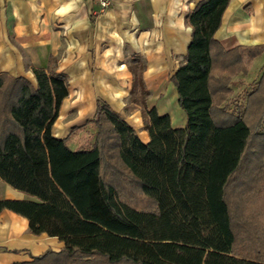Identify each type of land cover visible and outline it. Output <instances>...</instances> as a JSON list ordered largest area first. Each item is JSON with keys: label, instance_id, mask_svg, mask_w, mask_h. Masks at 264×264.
<instances>
[{"label": "trees", "instance_id": "trees-1", "mask_svg": "<svg viewBox=\"0 0 264 264\" xmlns=\"http://www.w3.org/2000/svg\"><path fill=\"white\" fill-rule=\"evenodd\" d=\"M228 2L199 0L185 16L190 39L170 75L183 126L146 107L143 64L131 67L128 100L143 97L146 141L98 100L96 119L86 120L97 121L92 146L71 149L52 131L67 75L28 62L34 82L0 72V179L36 197L2 198L0 211L63 242L12 264H264V132L246 120L253 107L263 122L264 66L245 103L229 107L233 77L249 71L264 42L218 43ZM125 180L154 207L131 205L120 193Z\"/></svg>", "mask_w": 264, "mask_h": 264}, {"label": "crops", "instance_id": "crops-1", "mask_svg": "<svg viewBox=\"0 0 264 264\" xmlns=\"http://www.w3.org/2000/svg\"><path fill=\"white\" fill-rule=\"evenodd\" d=\"M197 1L109 0L101 8L97 0H0V72L34 82L32 71L25 67L28 62L51 65L67 75L68 94L52 131L59 137L69 135L67 143H74L75 149L81 146L71 134L96 113L98 100L135 129L124 111L138 106L128 100L131 67L137 62L143 64L144 84L152 96L145 99L147 108L155 106L158 113L169 114L174 127H181L185 113L170 75L186 53L191 28L185 16ZM214 38L225 49L264 42V0H229ZM260 56L264 51L250 66ZM68 111L75 112L71 119L66 118ZM137 133L143 141L148 139L145 130ZM2 198L36 200L0 179ZM62 247L56 236L32 234L23 215L0 211V264L31 260Z\"/></svg>", "mask_w": 264, "mask_h": 264}, {"label": "rangeland", "instance_id": "rangeland-1", "mask_svg": "<svg viewBox=\"0 0 264 264\" xmlns=\"http://www.w3.org/2000/svg\"><path fill=\"white\" fill-rule=\"evenodd\" d=\"M262 57L263 56H260L259 59L254 64H251V66L249 65V71L246 74L239 73L233 77L234 80H233V83L231 84L232 92L229 96V99H230V106L229 107H231L233 105L232 103L235 100L238 103H240L241 105H243L245 103V98H246L247 92L250 91L252 89V87L254 86L255 82L257 81V79L259 78V76L261 74L262 67L264 66V60H263L264 57L263 58ZM145 87L149 93V89L147 88L146 85H145ZM138 96H139V94L136 93V95H133L131 97V99H129L130 101L131 100L135 101L138 104V106L131 105L130 106L131 110L128 109V110L124 111V114L126 116H128V120L132 122V124L135 126V129L137 131L141 132L142 130H144L142 127L143 124L140 122V114L142 112L141 100L143 99V97H140V96L138 97ZM151 97H152L151 94H149V95L147 94L144 97V99H150ZM133 107H135V109H132ZM251 108L253 109V107H251ZM252 109L250 110V112H248L249 115L246 117V120H247V122L251 128V131L255 132V131L261 129L264 132V114L262 117L263 122L258 123L259 122V119H258L259 109L258 108L253 109V110ZM62 112L63 111H61L60 114H62ZM74 114H75V112L68 111L66 113V118L71 119ZM96 117H97L96 114H94L91 118L96 119ZM64 119L65 118H63V121L66 122L67 119H65V120ZM141 120H142V116H141ZM96 123H97V121L94 120V121H91L89 123H83V125H81V126H79L80 124H78V125H76V128H74V131L72 128L71 132L73 131V133L71 135H72V138L75 141H77L75 143H78V145L83 147V148H90L94 142V141H92V135H93V133H96V131H97V124ZM57 124H59L58 121H57ZM101 125H102V122H101ZM58 126H60V125H56V129ZM54 127H55V123H54ZM105 128H107L106 125H104V130H105ZM67 137L69 138V135H67ZM94 137H95V134H94ZM67 144L71 149H75L74 143L69 142ZM119 186H120L121 195L131 205L139 207V208H153L154 207L153 202L151 200L147 199L146 197H144L141 194V192L138 190V187L135 184L133 185L132 183H128L125 180V182L119 183ZM261 202H262L261 205L264 206V200H262Z\"/></svg>", "mask_w": 264, "mask_h": 264}, {"label": "built area", "instance_id": "built-area-1", "mask_svg": "<svg viewBox=\"0 0 264 264\" xmlns=\"http://www.w3.org/2000/svg\"><path fill=\"white\" fill-rule=\"evenodd\" d=\"M101 8L106 7L109 4V0H97Z\"/></svg>", "mask_w": 264, "mask_h": 264}]
</instances>
